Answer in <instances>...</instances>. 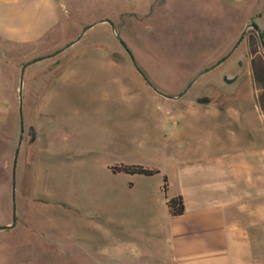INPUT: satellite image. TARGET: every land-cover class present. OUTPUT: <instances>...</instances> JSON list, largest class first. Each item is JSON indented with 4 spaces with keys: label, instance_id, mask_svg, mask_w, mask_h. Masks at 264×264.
Here are the masks:
<instances>
[{
    "label": "rangeland",
    "instance_id": "374dc122",
    "mask_svg": "<svg viewBox=\"0 0 264 264\" xmlns=\"http://www.w3.org/2000/svg\"><path fill=\"white\" fill-rule=\"evenodd\" d=\"M176 1L145 0L141 5L148 7H138L136 18L117 20L138 66L164 93L181 94L197 73L228 54L249 23L264 41V0ZM45 44L0 43V226L12 223L22 66L66 46ZM240 56L246 61L241 75L224 84L223 74L238 71ZM43 84L41 93L30 88ZM23 114L24 123L33 121L39 130L35 142L25 126L18 222L0 230V264H174L178 218L167 201L177 195L189 202L201 196L232 201L241 176L243 191L246 179L253 181L250 212L256 214L243 221L250 222L253 262L264 264V50L254 29L230 58L171 100L146 83L112 30L98 26L26 70ZM122 164L159 173L112 171ZM218 182L229 191L213 189Z\"/></svg>",
    "mask_w": 264,
    "mask_h": 264
},
{
    "label": "crops",
    "instance_id": "0c3cea01",
    "mask_svg": "<svg viewBox=\"0 0 264 264\" xmlns=\"http://www.w3.org/2000/svg\"><path fill=\"white\" fill-rule=\"evenodd\" d=\"M143 1L145 0H0V43L37 48H41L50 41H53L55 46L68 45L80 35L85 27L99 20L110 19L118 27V19L127 15L130 17L133 15L136 18L134 15H138V7L142 6ZM169 1L172 2V0ZM183 1L221 4L240 3L243 0ZM147 5L142 7H148ZM98 26L111 29L107 23H98L87 32ZM1 86L0 79V92ZM32 87L37 88V91L41 93L48 85L30 86ZM36 121L38 122V118ZM26 125L29 130L33 131V134L35 132L36 142L38 125L36 127L30 120L26 121ZM221 166L218 168L224 173V165ZM241 168L242 165L238 167L239 170ZM241 177L233 184L238 186V191L234 192L232 201L224 198L206 199L201 196L189 202L183 197L185 213L175 219L178 218L176 225L185 223L180 227L174 225L172 231L173 241L176 244L173 255L174 264H255L252 258L253 240L249 227L250 222L243 220H254L256 213L252 215L250 210L253 205L252 199L256 196L252 191V180L246 179L244 184L247 190H241ZM217 184L219 185L213 186V189L217 191L230 189L223 183L220 185L218 182ZM243 198L247 199L245 202L249 205L248 213H243L245 206ZM189 206L195 211L189 213ZM186 218L188 219L185 220Z\"/></svg>",
    "mask_w": 264,
    "mask_h": 264
},
{
    "label": "water",
    "instance_id": "95a60500",
    "mask_svg": "<svg viewBox=\"0 0 264 264\" xmlns=\"http://www.w3.org/2000/svg\"><path fill=\"white\" fill-rule=\"evenodd\" d=\"M98 23H107L110 25L112 33L114 35V37L117 39V41L122 45V47L125 49V51L129 54L130 59L135 67V69L140 73V75L143 77V79L146 81V83L158 94H160L161 96L167 98V99H171V100H178L180 98H182L188 91L189 89L205 74H207L209 71L213 70L214 68H217L218 66H220L223 62H225L228 58H230L233 53L236 51V49L238 48V46L240 45L241 41L243 40L244 36L246 35L247 31L249 29H254L256 31V33L258 34V37L261 41V46L264 50V41H263V36L261 34V30L260 28L255 24V23H249L245 29L242 31L239 39L236 41V43L233 45V47L231 48V50L228 52V54L221 59L219 62H217L213 67L209 68V69H204L202 71H200L199 73H197V75L190 81V83L188 84V86L183 90V92L179 95H170L167 93H164L160 90H158V88H156V86L149 80V78L146 76V74L144 73V71L138 66L135 58L133 57V55L130 53L129 48L127 46V44L123 41V39L121 38V36L118 33L117 27L116 25L110 20V19H103V20H99L91 25H89L88 27H85L82 32L80 33V35L71 43H69L68 45H66L65 47L59 49L58 51L54 52L53 54L49 55V56H45L39 59H35V60H31L28 61L26 63L23 64L21 72H20V81H19V137H18V143H17V147H16V151L14 154V160H13V167H12V223L11 225H7V226H0V230H7V229H13L18 222V216H17V201H16V187H17V165H18V158H19V154H20V149L23 143V139H24V134H25V123H24V114H23V85H24V77H25V73L26 70L33 64L37 63V62H41L42 60L57 56L59 54H61L62 52H64L66 49H68L69 47L73 46L74 44H76L82 37L83 35L93 26H95ZM245 57L244 56H240L238 61H237V65H238V71L235 74H230L229 72H225L223 74V82L224 84H233L238 77L241 75L244 66H245ZM201 102H207V99H203Z\"/></svg>",
    "mask_w": 264,
    "mask_h": 264
},
{
    "label": "trees",
    "instance_id": "16d2710c",
    "mask_svg": "<svg viewBox=\"0 0 264 264\" xmlns=\"http://www.w3.org/2000/svg\"><path fill=\"white\" fill-rule=\"evenodd\" d=\"M114 173H127L131 175H143V176H153L159 173L157 169L147 168L141 165H117L111 168ZM164 190L166 191L168 188V179L164 178ZM167 206L169 210V214L171 217H180L185 213L186 207L184 198L182 195H177L170 198L167 201Z\"/></svg>",
    "mask_w": 264,
    "mask_h": 264
},
{
    "label": "flooded vegetation",
    "instance_id": "af4514ba",
    "mask_svg": "<svg viewBox=\"0 0 264 264\" xmlns=\"http://www.w3.org/2000/svg\"><path fill=\"white\" fill-rule=\"evenodd\" d=\"M224 63V62H223ZM219 67V66H218ZM211 68V67H210ZM208 87H210V85H208V86H206L205 88H208ZM205 88H201V89H199V91H198V93L199 94H201V95H203V93L205 92ZM203 99H205V97H197V99H196V101H199V102H201ZM207 99V98H206ZM207 101H208V99H207Z\"/></svg>",
    "mask_w": 264,
    "mask_h": 264
}]
</instances>
